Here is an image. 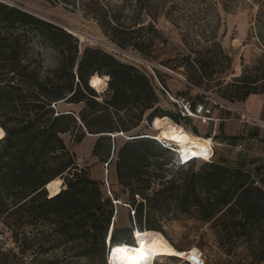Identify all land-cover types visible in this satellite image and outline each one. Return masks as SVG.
<instances>
[{"label":"trees","instance_id":"1","mask_svg":"<svg viewBox=\"0 0 264 264\" xmlns=\"http://www.w3.org/2000/svg\"><path fill=\"white\" fill-rule=\"evenodd\" d=\"M229 1L203 0V5L225 8ZM252 1L258 7L255 26L263 49L234 76L229 71L232 57L212 32L186 37L183 47L167 58L154 55L161 37L155 19L163 7L156 0H134L130 15L123 14V6L110 10L99 4L88 11L118 48L159 59L180 73L186 86L215 91L234 103L264 91V0ZM174 8L172 4L163 14L178 23ZM145 30L151 34L145 36ZM44 47L56 54L53 68L44 67ZM153 72L167 90L163 74L156 67ZM92 76L108 77L102 93L89 85ZM163 94L142 65L98 45H81L60 25L0 1V264H33L36 255L29 258L31 253L78 242L83 244L81 254L95 249L105 260L114 217L111 197L100 179L79 166L63 134L76 143L86 134L96 135L92 155L107 164L113 160L121 193L127 194L133 210L131 226L124 228L126 238L112 228L113 245L133 244L134 228V235L162 233L158 219L173 206L212 221L220 244L229 243L228 251L244 239L250 257L245 264H264V190L248 172L214 160L204 161L197 172H182L175 153L145 132L155 117L169 116L176 124L182 120L160 107ZM58 102L80 107L60 111ZM116 133L122 134L112 136ZM56 178H61V188L49 196L45 186ZM113 198L119 199V193Z\"/></svg>","mask_w":264,"mask_h":264},{"label":"rangeland","instance_id":"2","mask_svg":"<svg viewBox=\"0 0 264 264\" xmlns=\"http://www.w3.org/2000/svg\"><path fill=\"white\" fill-rule=\"evenodd\" d=\"M4 2L11 3L10 1ZM156 2L163 6L162 14L155 19V26L161 34V37L157 38L155 42L156 51L154 55L156 56L167 58V54H170L169 52L183 47L186 37L196 36L197 38H202L201 34L207 35L212 32L217 35L222 47L231 55L232 65L229 71L234 76L240 74L243 66L250 65L262 52L263 47L260 45L258 29L255 26V16L258 7L252 0H231L225 8L215 4L209 9L204 7L203 0H156ZM25 3L14 2L11 4L62 26L76 36L81 45L101 46L107 51L120 54L128 60L142 65L151 74L153 67H156L163 74L162 78L171 94H180L190 99L193 98V95H189V90L183 88L182 83L185 81L178 77L179 75L182 76L180 73L161 65L159 59H146L132 50L118 48L110 41L96 19L88 11L89 8L97 7L99 4L110 10H117L123 6V14L130 15L134 0H27ZM172 4H175L173 10L178 13V23L163 14L164 10L169 9ZM142 33L145 36L151 34L147 30ZM80 35H83V40ZM41 56L45 68L55 67L56 54L54 51L45 47L41 48ZM105 87L96 90V92L102 93ZM262 92L264 93V91ZM194 94L196 95L194 99L198 100L200 95L197 92ZM234 103L238 104L237 102ZM159 104L161 108L174 112L172 104L165 93L162 95ZM79 107L77 104H66L64 102L56 104V108L60 111H78ZM180 123H182L183 127L191 131L194 130L190 119H182ZM145 132L154 135L155 130L152 128L151 123H149ZM62 137L75 153L79 166L85 167L92 177L103 182L102 188L107 195L109 194L104 182H108L114 217L112 219L113 224L110 223L108 227L105 239V249L103 250L105 260H100L101 254L95 249L91 250L89 255L81 254L83 244L79 242L77 244L62 245L48 252H34L29 254V258L36 255L33 264H48L46 260L52 261L53 264H107V238L110 231L114 228L119 236L126 238L127 232L124 228L131 226L132 210L129 207L128 196L126 193H121L122 187L117 182L113 160L107 164L106 161L92 155L91 150L96 135L86 134L79 143L71 141L70 134H63ZM212 160L216 161L214 156ZM204 161L208 160H193L181 168L179 167V169L184 173L197 172L201 169ZM167 168L177 170L178 167L175 164H168ZM167 176H170L169 172ZM59 179V187L61 188L62 180L61 178ZM114 192L119 193V199L113 198ZM136 199L137 201L139 200L138 197ZM172 207V210H169L158 219V224L166 240L182 252L183 256L185 251L197 248L206 257V264H245L248 262L250 257L247 243L244 239L236 241L232 245L233 249L228 251L229 243L220 244L216 232L217 229L212 226V221L202 220L193 211L184 213L173 210ZM135 231H131V240L135 236ZM4 238L7 246L12 247L13 243L8 233L4 234ZM183 256L158 257L153 263L187 264L180 259Z\"/></svg>","mask_w":264,"mask_h":264},{"label":"crops","instance_id":"3","mask_svg":"<svg viewBox=\"0 0 264 264\" xmlns=\"http://www.w3.org/2000/svg\"><path fill=\"white\" fill-rule=\"evenodd\" d=\"M11 3L26 4L27 0H3ZM183 88L193 95V102L197 92L196 87H188L185 82ZM180 95V94H177ZM240 107L249 113L264 119V93H252L242 101L237 102ZM213 117L218 121L201 123L197 119H190L196 133L181 126L191 135L211 138L216 161L248 172L255 182L264 190V129L244 124L235 119V114L224 109H213Z\"/></svg>","mask_w":264,"mask_h":264},{"label":"bare ground","instance_id":"4","mask_svg":"<svg viewBox=\"0 0 264 264\" xmlns=\"http://www.w3.org/2000/svg\"><path fill=\"white\" fill-rule=\"evenodd\" d=\"M80 38L83 40V35H80ZM107 78V76H92L89 80L90 85L95 90H100L106 86ZM151 124L155 130L154 136L160 140H165L176 145L179 153L184 159H188L187 161L195 158L209 160L211 154L210 139L189 134L181 125L176 124L168 117H155ZM3 136L4 130L0 127V139ZM59 184L60 179L56 178L46 185L50 192L49 196L59 192ZM134 238L135 242L133 244L121 243L119 245H113L114 248L111 252L109 248L107 264H136L134 258L139 255L142 247L148 249V258L143 264H154V260L158 257L183 256L182 252L173 247L161 232L145 230L135 234ZM116 249H126V251L117 252ZM198 251L197 248L191 250L192 253ZM185 254L184 252L183 257H185Z\"/></svg>","mask_w":264,"mask_h":264},{"label":"built area","instance_id":"5","mask_svg":"<svg viewBox=\"0 0 264 264\" xmlns=\"http://www.w3.org/2000/svg\"><path fill=\"white\" fill-rule=\"evenodd\" d=\"M152 75L156 81V83L162 88L164 93L166 94L167 98L172 104L173 110L175 113L179 114V116L182 119H197L201 123H208L209 121H218V118L213 117V109L218 108V109H224L227 110L233 114H235V119L239 122H242L244 124L252 125V126H257L260 128L264 129V119H261L248 111H246L244 108L240 107L236 103L230 102L218 94L210 91V90H204L201 88H196L197 93L200 95V99L197 102H193L192 99H190L187 96L183 95H173L171 94L168 90L162 87L160 84L158 78L156 77L155 73L153 71ZM180 79L183 81L184 78L182 76H178ZM153 138H155L163 147H166L170 150H172L175 153V159L174 162L176 165H185L188 164L189 162L193 160H198L197 158L192 159L190 161H187L188 159H184L182 155L179 153V149L177 148L176 145L165 141V140H160L156 138L154 135H152ZM211 140V138H209ZM210 158L208 161H212L213 155H214V149H213V143L211 142L210 144ZM105 186L107 187L108 194L111 195L108 189V182L105 181ZM133 214V210H132ZM113 221V220H112ZM113 224V222H112ZM137 230L136 228L133 229V232ZM110 234L107 238V252H106V257L108 250L110 248V252L113 250V244L110 243ZM133 238L131 241L134 243ZM116 244V243H114ZM185 261L187 264H206V257L203 255V253L199 250L196 253H192L191 250L185 251Z\"/></svg>","mask_w":264,"mask_h":264},{"label":"snow or ice","instance_id":"6","mask_svg":"<svg viewBox=\"0 0 264 264\" xmlns=\"http://www.w3.org/2000/svg\"><path fill=\"white\" fill-rule=\"evenodd\" d=\"M117 252H123L126 251V249H116ZM148 249L142 247L140 249V253L137 257H135L136 264H143V262L148 258L147 256Z\"/></svg>","mask_w":264,"mask_h":264},{"label":"water","instance_id":"7","mask_svg":"<svg viewBox=\"0 0 264 264\" xmlns=\"http://www.w3.org/2000/svg\"><path fill=\"white\" fill-rule=\"evenodd\" d=\"M1 1V0H0ZM4 2V1H3ZM4 3H7V4H9V5H12L11 3H8V2H4ZM35 15V14H34ZM42 18V17H41ZM44 19V18H43ZM62 27V26H61ZM65 29V28H64ZM65 30H67V29H65ZM68 31V30H67ZM70 32V31H69ZM90 78L91 77H89V79H88V83H89V85H90V82H89V80H90ZM108 79V78H107ZM106 84H107V80H106ZM122 133H116V134H114V135H112V136H115V135H121ZM127 138H133L132 136H130V137H127ZM45 189L47 190V192H48V194H50V192H49V189L45 186Z\"/></svg>","mask_w":264,"mask_h":264}]
</instances>
